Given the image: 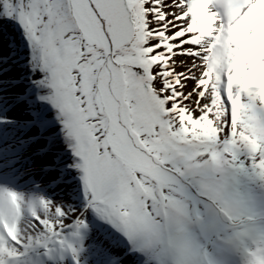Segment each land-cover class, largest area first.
<instances>
[{"label": "snow or ice", "instance_id": "snow-or-ice-1", "mask_svg": "<svg viewBox=\"0 0 264 264\" xmlns=\"http://www.w3.org/2000/svg\"><path fill=\"white\" fill-rule=\"evenodd\" d=\"M0 264H264V0H0Z\"/></svg>", "mask_w": 264, "mask_h": 264}, {"label": "bare ground", "instance_id": "bare-ground-1", "mask_svg": "<svg viewBox=\"0 0 264 264\" xmlns=\"http://www.w3.org/2000/svg\"><path fill=\"white\" fill-rule=\"evenodd\" d=\"M184 59H187V58H184ZM178 70H180V69H178ZM37 178H39V177H37ZM45 179H50V178L46 177ZM58 191H60V190H59V189H57V190H56V192H58ZM56 195H57V197H58V198H60V197H61L59 193H57Z\"/></svg>", "mask_w": 264, "mask_h": 264}]
</instances>
